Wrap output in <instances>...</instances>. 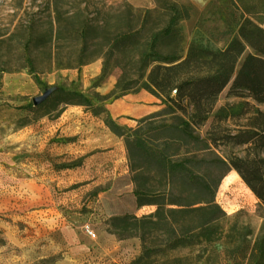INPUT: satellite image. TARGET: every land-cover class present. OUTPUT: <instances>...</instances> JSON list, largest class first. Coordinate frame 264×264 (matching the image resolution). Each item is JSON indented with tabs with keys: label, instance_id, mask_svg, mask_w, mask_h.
Returning <instances> with one entry per match:
<instances>
[{
	"label": "rangeland",
	"instance_id": "1",
	"mask_svg": "<svg viewBox=\"0 0 264 264\" xmlns=\"http://www.w3.org/2000/svg\"><path fill=\"white\" fill-rule=\"evenodd\" d=\"M174 5L181 9L179 34L162 37L163 53L185 56L193 41L222 48L238 34L241 11L231 0H0V264H248L241 250L264 241V202L234 169L213 163L230 148L204 152L184 143L183 152L207 160L198 169L216 189L214 234L171 248L169 234L148 227L145 250L135 226L117 219L157 209L138 204L125 139L117 135L122 146L111 167L106 114L67 103L63 91L82 92L128 127L164 109L136 81ZM27 46L35 72L25 60ZM48 89L54 90L48 100L35 105ZM242 101L226 88L196 132L205 138L218 109ZM145 179L160 186L155 171ZM176 217L186 230L204 218Z\"/></svg>",
	"mask_w": 264,
	"mask_h": 264
},
{
	"label": "trees",
	"instance_id": "2",
	"mask_svg": "<svg viewBox=\"0 0 264 264\" xmlns=\"http://www.w3.org/2000/svg\"><path fill=\"white\" fill-rule=\"evenodd\" d=\"M231 3L241 11L238 34L222 48L193 41L185 56L163 53L157 48L163 36L179 34L181 9L173 6L168 25L153 34L151 50L145 51L141 58L142 73L136 81L141 79V88L159 97L166 107L141 118L137 127L122 125L107 108L96 106L82 92L63 91L67 103L83 104L97 115L105 113L107 126L125 139L138 204L157 205V209L143 217L127 214L117 219L135 226V235L141 237L145 250L148 227L169 234L171 248L192 246L214 234L210 230L215 220L214 209L220 208L215 200L216 189L198 169L207 160L196 153L189 156L187 151L183 152L184 143L204 152L229 147V152L224 157L218 155L213 163L227 171L234 169L264 202V109L260 106L264 104V0H231ZM25 60L29 70L35 72L28 46ZM226 88L229 95L243 101L239 105L228 102L221 106L203 138L196 130L210 119ZM235 107L238 109L234 110ZM236 148L241 152L235 151ZM152 171L161 176L159 187L147 185L145 176ZM187 196L201 199L189 201ZM196 213L204 216L202 221L193 228L180 229L176 215ZM241 251L248 264H264V241L251 250L247 247Z\"/></svg>",
	"mask_w": 264,
	"mask_h": 264
},
{
	"label": "crops",
	"instance_id": "3",
	"mask_svg": "<svg viewBox=\"0 0 264 264\" xmlns=\"http://www.w3.org/2000/svg\"><path fill=\"white\" fill-rule=\"evenodd\" d=\"M156 109V107H155ZM119 146V147H117ZM122 146V141L115 133L111 131V167L114 166V159H115V151L117 148H120ZM117 162H120L119 159L117 158ZM124 164V161H122ZM236 172V171H235ZM144 207V206H141Z\"/></svg>",
	"mask_w": 264,
	"mask_h": 264
},
{
	"label": "water",
	"instance_id": "4",
	"mask_svg": "<svg viewBox=\"0 0 264 264\" xmlns=\"http://www.w3.org/2000/svg\"><path fill=\"white\" fill-rule=\"evenodd\" d=\"M53 91H54L53 89H48L44 94L36 96L34 98V104L40 105L44 103L45 101H47L48 98L52 95Z\"/></svg>",
	"mask_w": 264,
	"mask_h": 264
}]
</instances>
